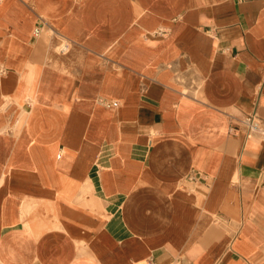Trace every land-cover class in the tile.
<instances>
[{"label":"crops","instance_id":"obj_1","mask_svg":"<svg viewBox=\"0 0 264 264\" xmlns=\"http://www.w3.org/2000/svg\"><path fill=\"white\" fill-rule=\"evenodd\" d=\"M246 116L264 0H0V264H264Z\"/></svg>","mask_w":264,"mask_h":264},{"label":"built area","instance_id":"obj_2","mask_svg":"<svg viewBox=\"0 0 264 264\" xmlns=\"http://www.w3.org/2000/svg\"><path fill=\"white\" fill-rule=\"evenodd\" d=\"M37 33V31H36ZM111 106H116V103H111ZM246 130L250 133H260L264 137V127L253 116H246L241 121Z\"/></svg>","mask_w":264,"mask_h":264}]
</instances>
